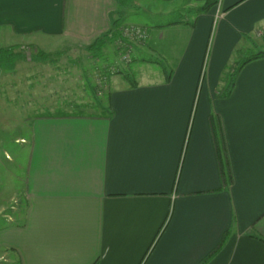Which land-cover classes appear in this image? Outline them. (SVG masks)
<instances>
[{"label": "crops", "instance_id": "1", "mask_svg": "<svg viewBox=\"0 0 264 264\" xmlns=\"http://www.w3.org/2000/svg\"><path fill=\"white\" fill-rule=\"evenodd\" d=\"M195 1L192 20L140 25L148 38L132 62L150 70L155 55L166 68L153 80L110 77L106 114L24 119L29 138L13 140L29 148L24 180L1 147L0 169L24 185L0 203L9 224L0 264H264V58L242 66L229 91L224 81L246 55L264 52L255 36L264 0ZM146 4L0 0V50L29 47L46 63L41 53L90 44ZM35 68L12 70L29 95L13 98L21 110L50 96ZM3 104L9 126L16 113Z\"/></svg>", "mask_w": 264, "mask_h": 264}, {"label": "rangeland", "instance_id": "2", "mask_svg": "<svg viewBox=\"0 0 264 264\" xmlns=\"http://www.w3.org/2000/svg\"><path fill=\"white\" fill-rule=\"evenodd\" d=\"M142 4L147 3L146 6L143 5L142 9H139L136 13L131 14L128 17H124L126 20L128 18L127 24L121 25V29L125 26H137L139 28H145L140 25L146 26L149 29H153L154 26H166L167 24H172L174 22H181L186 20H192L194 18L193 9L199 5L195 0H192L193 5H189L183 10L185 1L175 0L171 4H163L162 7H154L150 5L149 0H141ZM185 2V3H184ZM138 24V25H136ZM120 29V33H121ZM146 29V28H145ZM147 37L142 43H136L134 41H127L128 44L125 45L124 49L120 48L118 41L106 42L100 53H95L88 51V45H77L67 48L64 52L59 51V53H52L46 57L45 62L40 63L34 62L33 53L34 49L29 47H23L21 49L17 48L11 49V55L6 63L0 68V79H3V83L7 86L0 85V115L1 104L4 103L9 110L6 111L7 115H12V109L16 113L10 120V124L3 125L0 122V149L1 147L6 151L15 154L16 165L12 164L11 170L14 175L21 180L25 179V171L28 164L29 148L26 145H13V140L15 136H24L29 138V132L24 124V119L31 120L32 117L37 115H51L53 113H58L59 111L65 112H77L81 111L87 116H98L106 114V108L104 102L106 100V91L108 87V79L113 77L111 80H123L124 76L127 74H132L138 80H153L154 73L160 71L161 65H155L157 62H161L160 57L152 56L149 60L151 63L150 70L146 67H142L141 62L138 58L133 60L134 49L145 43L148 38V32L146 29ZM122 35V34H121ZM168 39L166 41L170 43L171 35L167 34ZM129 40V39H128ZM15 47V46H14ZM12 48V47H11ZM59 50H62L59 49ZM125 50H130V59L121 60V54ZM34 56V58H33ZM127 61V62H126ZM126 62V63H124ZM45 64V66L43 65ZM132 69V73L129 69L122 70L125 66L129 65ZM138 64L139 66H136ZM41 68L44 70L43 78L44 84L47 85L46 89H43L46 93H50L49 97H44L42 102L38 100L34 104L37 111L21 110L19 105L12 104L14 97H26L29 96L28 92L26 94L25 88H21L18 82L11 81L15 73L12 70L17 71H27ZM43 67V68H42ZM14 68V69H13ZM166 68V67H165ZM8 74V75H7ZM111 81V83H112ZM104 87V89H103ZM32 94L31 96H33ZM7 98V102L6 99ZM67 100L83 101V103L78 104L76 108L71 107L65 108V102ZM85 104V105H84ZM83 105V106H82ZM3 142H6L2 145ZM2 155V153H1ZM1 161H5L4 158ZM19 166V167H18ZM18 181V180H17ZM24 182L12 181L9 174L1 168L0 169V203L4 202V198L8 196L13 189H17V192L23 191ZM20 198V197H19ZM22 201V199L20 198ZM9 212V211H8ZM7 213H4L6 215ZM8 222L0 215V229L4 226H8Z\"/></svg>", "mask_w": 264, "mask_h": 264}, {"label": "trees", "instance_id": "3", "mask_svg": "<svg viewBox=\"0 0 264 264\" xmlns=\"http://www.w3.org/2000/svg\"><path fill=\"white\" fill-rule=\"evenodd\" d=\"M213 1H210L208 4L212 5ZM114 27H113V33H108L106 35H103L97 39H95L94 41L91 42L90 45H88V51L92 52V50L95 53H100V51L102 50L103 46L106 44V42H113V41H117V40H123L121 39V33H120V29L121 26H119V24L117 22H114ZM124 41V40H123ZM10 49H3L0 50V68L2 67V64L6 63L11 55V51H9ZM40 56H46L48 57L49 55H45L44 53H41ZM259 58H264V52H258L256 54H248L246 55L241 61H238L235 66L232 69H229L225 75H224V81L226 82V89L227 91L230 90V88L233 85V81L237 75V73L239 72V70L242 68V66H244L246 63L255 60V59H259ZM59 115L62 116H68V115H75V114H80L83 116V113L81 111H77V112H72L71 114L65 113L64 111H59L58 112ZM96 264V263H94Z\"/></svg>", "mask_w": 264, "mask_h": 264}, {"label": "built area", "instance_id": "4", "mask_svg": "<svg viewBox=\"0 0 264 264\" xmlns=\"http://www.w3.org/2000/svg\"><path fill=\"white\" fill-rule=\"evenodd\" d=\"M121 39L123 40H119L118 44L120 45L121 49L125 48V45L128 44L126 42L127 41H134L136 43H142L146 37H147V33H146V29L145 28H139L137 26H125L121 29ZM255 36L257 38H259L260 40H264V29H260L255 33ZM129 39V40H128ZM124 51V50H123ZM130 50H125L122 54H121V60H127L129 61L130 59ZM126 61V62H127ZM124 62V63H126ZM104 89V87H103Z\"/></svg>", "mask_w": 264, "mask_h": 264}]
</instances>
